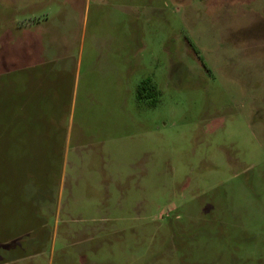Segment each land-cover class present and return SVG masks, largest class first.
<instances>
[{
    "label": "rangeland",
    "instance_id": "1",
    "mask_svg": "<svg viewBox=\"0 0 264 264\" xmlns=\"http://www.w3.org/2000/svg\"><path fill=\"white\" fill-rule=\"evenodd\" d=\"M0 264H264V0H0Z\"/></svg>",
    "mask_w": 264,
    "mask_h": 264
},
{
    "label": "trees",
    "instance_id": "2",
    "mask_svg": "<svg viewBox=\"0 0 264 264\" xmlns=\"http://www.w3.org/2000/svg\"><path fill=\"white\" fill-rule=\"evenodd\" d=\"M149 89H150V86L146 82H144L142 86L139 88L138 97L140 99H144Z\"/></svg>",
    "mask_w": 264,
    "mask_h": 264
}]
</instances>
